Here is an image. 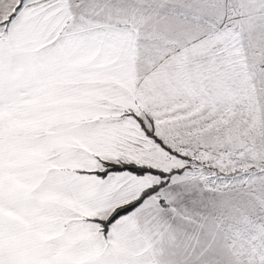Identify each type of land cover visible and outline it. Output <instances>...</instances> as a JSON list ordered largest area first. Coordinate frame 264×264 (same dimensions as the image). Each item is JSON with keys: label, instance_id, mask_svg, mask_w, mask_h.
Instances as JSON below:
<instances>
[{"label": "snow or ice", "instance_id": "snow-or-ice-1", "mask_svg": "<svg viewBox=\"0 0 264 264\" xmlns=\"http://www.w3.org/2000/svg\"><path fill=\"white\" fill-rule=\"evenodd\" d=\"M0 264H264V0H0Z\"/></svg>", "mask_w": 264, "mask_h": 264}]
</instances>
